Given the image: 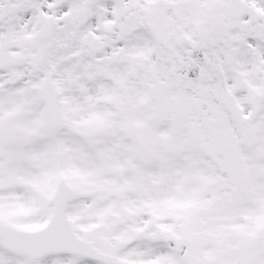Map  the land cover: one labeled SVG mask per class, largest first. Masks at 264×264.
Wrapping results in <instances>:
<instances>
[{"label":"snow or ice","instance_id":"obj_1","mask_svg":"<svg viewBox=\"0 0 264 264\" xmlns=\"http://www.w3.org/2000/svg\"><path fill=\"white\" fill-rule=\"evenodd\" d=\"M0 264H264V0H0Z\"/></svg>","mask_w":264,"mask_h":264}]
</instances>
